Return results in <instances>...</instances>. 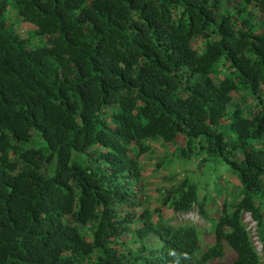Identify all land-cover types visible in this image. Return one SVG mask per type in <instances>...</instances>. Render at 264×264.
Here are the masks:
<instances>
[{"label":"trees","instance_id":"1","mask_svg":"<svg viewBox=\"0 0 264 264\" xmlns=\"http://www.w3.org/2000/svg\"><path fill=\"white\" fill-rule=\"evenodd\" d=\"M156 141L180 159L149 210ZM207 161L237 180L215 222L216 181L187 178ZM194 204L204 250L165 215ZM244 212L264 260V0H0V264H211L223 243L260 264Z\"/></svg>","mask_w":264,"mask_h":264},{"label":"rangeland","instance_id":"2","mask_svg":"<svg viewBox=\"0 0 264 264\" xmlns=\"http://www.w3.org/2000/svg\"><path fill=\"white\" fill-rule=\"evenodd\" d=\"M14 26L17 27V33L20 30H25L27 26L22 23H14ZM146 152L142 153L139 158V171L143 178H146V188L144 190V195L142 197L141 205L147 209H152L153 204L158 199L157 192L159 190V175L160 173H165L168 175H173L177 173L179 168L178 163H176L173 158L180 159L178 155L177 149H175L172 145L165 144L160 141L156 142H147ZM181 149V148H180ZM153 155H162L167 158V161L162 166V169L155 168V161L153 159ZM184 168L190 169L188 164L183 165ZM228 168L217 162V161H207L198 168L196 172H188L187 178L191 184L195 186H200L201 193L199 194L202 197L204 194L209 191H213V187L211 186L212 180L216 181L218 188L214 185V188L218 191L216 192V197L218 199L213 200L212 202L206 203L203 209L206 211V216L213 220L214 222L218 220L219 214L218 206L221 205L222 201H225L226 204L230 203L231 200L237 196V180L234 176L226 172L225 170ZM191 170V169H190ZM195 170V169H194ZM223 177V181L221 183V187L219 186L218 180L220 177ZM210 178V179H209ZM208 192H207V191ZM199 193V192H198ZM217 208V210H216ZM165 215L167 216L168 223L173 226H182V225H192L197 231V239L198 246L200 250H204L208 247V245L212 242V236L210 235V222H208L203 216L200 215L197 205H193L192 208L184 213H177L170 215L169 211H165ZM241 222L245 226L246 232L248 234V238L252 242V245L255 251L258 253L260 257V264H264V260L261 254V244L257 238L256 225L250 215L244 212L241 215ZM223 229V227H219ZM150 244H154L153 238L148 239ZM153 241V243H151ZM233 250L226 244L223 243V247L221 250V255L213 258L211 264H228L231 260L234 259Z\"/></svg>","mask_w":264,"mask_h":264}]
</instances>
